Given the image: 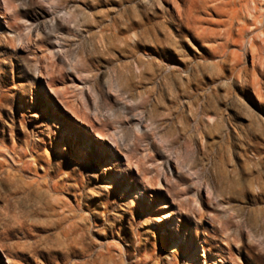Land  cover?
Segmentation results:
<instances>
[{
    "label": "rangeland",
    "instance_id": "1",
    "mask_svg": "<svg viewBox=\"0 0 264 264\" xmlns=\"http://www.w3.org/2000/svg\"><path fill=\"white\" fill-rule=\"evenodd\" d=\"M172 1L0 0V264H264V0H195L198 34L168 23ZM31 2L59 10L57 40L14 19ZM114 18L142 22L127 50ZM121 162L139 205L101 182Z\"/></svg>",
    "mask_w": 264,
    "mask_h": 264
},
{
    "label": "bare ground",
    "instance_id": "2",
    "mask_svg": "<svg viewBox=\"0 0 264 264\" xmlns=\"http://www.w3.org/2000/svg\"><path fill=\"white\" fill-rule=\"evenodd\" d=\"M2 1L4 3V6H5L8 0H2ZM55 1H56V4L57 5L59 4L61 7H63L64 5H66L69 2V0H55ZM99 1L101 3H103V4H110L114 0H99ZM121 1H125L126 2V0H121ZM184 1L186 2V7L185 8H182L181 7L182 5H179L176 0L172 1L173 2L172 4H174V9L171 12L167 13L168 23L169 24L176 23L180 28L181 27L182 28L186 27L188 30H192L196 34H198V32H199L198 31V27H200L198 25H199V23L203 22V18L200 15L201 11L199 10L202 5L200 7L198 5H196L195 4V0H184ZM230 1L231 0H228V3H230ZM31 9H32V11H31L32 20L31 19H25L23 16L19 15L18 13L14 14V19H18L21 22L25 23V28L27 29L29 35L31 34V32L36 31L38 34L39 33L44 34L47 39L50 38V37L56 39V37H57L56 34L60 33V30L64 27V24L61 21L62 17L58 14L59 10L56 9V8L49 9L47 7H44L42 2H37V3H32L31 2ZM229 10H230L229 19L227 20L228 27L225 29V33H224L227 38L228 37L229 38L233 37V26H234V23H235V21L238 18L237 16L240 14L239 12L241 10H243V8L239 9V8L234 7V8H231ZM66 13H67L69 18L73 17V14L70 11H66ZM122 16H124V15H122ZM157 17H159L157 14H154L152 16V18H157ZM152 18H147V21L152 20ZM256 21H257V23L259 22L260 25L257 24L255 29L261 31V33L263 35L262 36V40L264 41V19L263 20L255 19V22ZM28 22L30 23V25L27 24ZM7 23H9V22H7ZM12 24L13 23H9L7 25L8 26L7 28L11 29V27L13 26ZM139 26H142V22L137 20L136 18H131L127 22H123V23H120L119 20L114 18V20H113V22L111 23V26H110L111 33L109 34V37L111 38V40L113 42H117L118 43L117 44L118 48H120L121 50H127V46L129 44V40H128L127 35L134 28L139 27ZM101 29L104 31L106 28L104 26H102ZM242 30H243L242 28H239L236 31L235 34L238 35V36H241L242 32H243ZM17 37H18V35H17ZM155 37H156V44L157 43L158 44L161 43L162 40L160 38H158L159 36L157 35ZM139 39H140V36H138L137 39H134V43L136 44V46L139 43ZM56 40H52L51 39V41H49L52 44V49L51 48L50 49H51V51H52L54 56H58L59 58H62V57H60L61 56L60 49H59L60 45L57 42H55ZM235 41H241V40H240L239 37H237ZM121 43H124V45L123 46L120 45ZM19 44H21V43L19 42ZM249 48L251 50L253 49V44L252 43H250ZM131 51L134 52L132 49H131ZM256 57L257 56H255V55L253 56V63L254 64L256 63ZM139 62H140V60L137 59V63H139ZM258 62L259 61H257V63ZM259 63H261V62H259ZM34 72H36V73L39 72V73L42 74V71L38 67L35 68ZM116 72H117L118 76H121V73H122L121 71L117 70ZM87 88H88V92L90 94V98L88 96V100L87 101H89V104H87V106L90 105L92 108L96 109L97 108V103L99 102L98 99H97V95L94 92V90H92L90 87H87ZM124 95H125V92H124ZM128 100H129V98H128ZM124 112H126V111H124ZM131 117H134V116H131ZM194 117H195V119H194L195 128L199 129L200 127H202L203 122L205 120L203 118L197 119L196 116H194ZM133 120H134V118H133ZM90 124L92 125L91 122H90ZM133 124H134V129L136 130V132L137 131L140 132V131H145V130H148V129L149 130L152 129L149 125H145L143 127V125H144V119L143 118H140L138 120H134ZM98 136L101 137L103 135H101L99 133ZM160 155L162 156L161 158L164 161V165H165V169H166V172L164 174H165L166 178L169 179L170 176H171V171H172L171 162H170L168 157L163 152L160 151ZM159 167L162 168L163 165H159ZM174 174H178L179 175L180 173H179L178 170H175ZM163 217L166 218L167 216L163 215ZM0 247L5 250V248H4V246L2 244H0ZM196 248L197 247L195 246V250H196ZM11 253H12V251H11ZM202 254H203V256H206L204 253H202ZM220 261H222V260H220ZM192 262L195 263V261H192ZM172 264H174V263H172ZM210 264H217V263H216V261H214L213 259L210 258Z\"/></svg>",
    "mask_w": 264,
    "mask_h": 264
},
{
    "label": "snow or ice",
    "instance_id": "3",
    "mask_svg": "<svg viewBox=\"0 0 264 264\" xmlns=\"http://www.w3.org/2000/svg\"><path fill=\"white\" fill-rule=\"evenodd\" d=\"M105 147L106 146L104 145L100 146L101 149ZM112 163L113 162L111 160H109L107 163L101 162L100 168L101 169L109 168ZM122 169H123V163L121 162L120 170L116 168H111V170L107 171L104 174L101 182L105 184H111L114 191L126 186L127 187V194L125 196L126 200H133L137 196H140L141 199L136 201L138 205L141 203V200L146 201L149 193L144 192L140 188V186L134 181V173L125 172ZM156 215H162V213H156Z\"/></svg>",
    "mask_w": 264,
    "mask_h": 264
}]
</instances>
